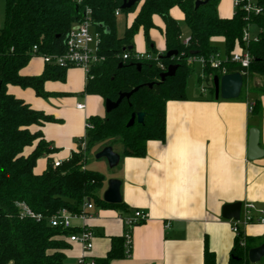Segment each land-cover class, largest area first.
I'll list each match as a JSON object with an SVG mask.
<instances>
[{"label":"trees","instance_id":"trees-1","mask_svg":"<svg viewBox=\"0 0 264 264\" xmlns=\"http://www.w3.org/2000/svg\"><path fill=\"white\" fill-rule=\"evenodd\" d=\"M195 1L137 0L130 9L121 10L122 0H81L80 4L73 0H4V19L0 27V264H66L65 251L69 245L65 239L76 233V229L51 227L48 220L52 216L63 209L79 213L87 200L97 207L123 208L122 202L108 205L99 198L97 194L104 178L85 168L86 155L96 145L102 144L103 148L119 144L122 155L143 157L148 142H164L166 103L186 98V85L192 74L186 59L190 56L208 58L218 53L229 56L238 51L243 46L241 36L247 23L264 31V0H253L263 12L249 19H245L246 14L240 9H234L231 18L223 19L217 14L218 0H207L197 8ZM173 8L181 11L189 30L186 46L181 40L179 25L169 14ZM85 9L91 11V21L100 35L98 54L103 62L90 70L92 79L87 81L83 92L98 96L103 102H114L120 93H128L136 87L139 90L103 118L89 117L87 123L92 128L86 129L84 150L73 152L68 160L53 168L49 156L57 150L39 130L32 132L30 128L55 120L9 94L7 86L29 88L37 97L45 99L48 96L44 91L45 82H63L67 69L54 65L45 64L37 77L22 76L20 71L33 57L62 54L66 34L81 19ZM134 12L133 21L118 37L117 15ZM154 17L163 23L159 30L164 37L165 52L158 55L149 38L150 30L157 29ZM104 29H108V33L104 34ZM139 30L149 48L147 54L157 55L158 61L133 58V38ZM263 37L264 34H260L257 41H251L247 47L252 57L248 80L258 76L264 81ZM217 38L222 39V48L214 44ZM168 51H176L177 55L165 58ZM124 54L129 58L123 60ZM135 64L141 65L139 71ZM169 66L176 67L173 76L160 83V74ZM225 68L227 74L240 71L233 64H226ZM203 74L205 80L221 77L220 71L208 67L203 69ZM244 83L246 86V78ZM149 84H152L150 88ZM250 90L258 91L252 87L245 92L248 94ZM210 92L213 94L214 89ZM259 106V101H255L251 114L256 113ZM137 113L145 114L143 122L127 127L131 115ZM26 148H32L27 155L24 154ZM42 157L47 158L46 167L41 174H35L37 160ZM22 207L40 215L41 219L23 216ZM258 243L240 231L235 235L227 264H250L247 253ZM123 258H126L123 240L113 238L105 257L93 260L94 264H109ZM203 264H215V257L206 244Z\"/></svg>","mask_w":264,"mask_h":264},{"label":"crops","instance_id":"crops-1","mask_svg":"<svg viewBox=\"0 0 264 264\" xmlns=\"http://www.w3.org/2000/svg\"><path fill=\"white\" fill-rule=\"evenodd\" d=\"M218 1V16L231 18L233 0ZM135 14L126 17L123 33ZM169 14L179 27L185 24L184 16L177 8L171 9ZM153 22L157 29L150 30L149 38L158 55L165 52L164 37L159 30L163 23L158 17H154ZM188 39L189 30L186 38L181 37L182 41ZM213 42L222 48V39ZM133 49L138 54L148 52L142 30L133 38ZM44 67L40 57H33L21 69L20 75L37 77ZM86 83L81 69L68 68L63 82L44 83L48 95L45 99L37 97L29 88L7 86L9 94L55 120L39 128H30L32 132L39 130L57 150L49 156L51 159L68 160L77 151L74 142L85 136L87 119L103 118L106 114L101 98L83 92ZM251 85L258 91L250 90L244 98L239 95L234 100L215 99L214 93L207 89L196 97L185 95L183 101H169L165 106L164 142H148L143 157L115 152L120 161L117 175L111 179L121 182L123 208L94 206L90 218L84 222H71L76 231L84 227L94 233L93 246L86 257L104 258L111 239L122 238L123 219L135 211H142L147 220L133 230L130 257L115 259L109 264H203L205 244L213 253L215 264L228 263L235 235L231 223L221 218L222 207L250 203L264 211V155L255 161L246 158L251 128L258 130V146L264 151V86L254 82ZM257 100L259 110L251 114L249 107ZM78 104H84L85 109H77ZM31 150L26 148L24 154ZM46 159L37 160L35 174L44 171ZM105 189L104 181L100 192ZM240 231L243 236L258 240V245L264 240L262 224L240 226ZM67 243L66 264H75L82 255L81 247ZM257 264H264V258Z\"/></svg>","mask_w":264,"mask_h":264},{"label":"built area","instance_id":"built-area-1","mask_svg":"<svg viewBox=\"0 0 264 264\" xmlns=\"http://www.w3.org/2000/svg\"><path fill=\"white\" fill-rule=\"evenodd\" d=\"M77 4H80L81 0H73ZM234 9H240L246 14L245 19H249L251 16H260L262 14V8L257 6L253 0H233ZM117 14V13H116ZM91 11L89 9H85L83 12V16L81 19L68 31L65 37L64 42V52L60 55H52V56H40L45 64L54 65L59 68L68 69V68H79L84 74L86 80L92 79V75L90 74V70L100 65L103 62V57L98 54V48L100 44V35L95 30L94 24L90 18ZM249 23L245 26L242 31L241 42L243 44L242 48L238 51L231 53L229 56H225L222 54H215L208 58L200 57V56H190L186 59V63L190 66L193 64H199L201 66V76L199 78L202 81H207L209 83L212 82V79H207L204 77L203 69L208 67L212 70L220 71L221 76L227 74L225 65L233 64L239 67V73L242 76V79L246 78V86L245 83L242 84V89L244 91L247 89L248 84V68L251 64L252 57L249 54L247 47L250 44L251 40L249 38ZM262 34V29H259V35ZM258 37L253 40L257 41ZM189 40V39H188ZM188 40L183 41V45L188 44ZM33 52L36 51L34 47L32 49ZM129 58L128 54L122 55V59L126 60ZM133 58L136 61H158L157 55H148L146 54H138L135 53ZM161 67L160 64H158ZM241 89V91H242ZM201 93H205L206 90L204 87L200 90ZM247 92V90H246ZM245 92V93H246ZM247 94V93H246ZM79 110H84V104H78L76 106ZM249 111H251V106L249 107ZM91 125L86 123V129H91ZM85 137L78 143L77 150H84L85 148ZM61 165V161L52 159L53 168H57ZM94 205L89 201H85L81 206V210L79 213H69L65 209L60 210L52 216L48 222L51 227H59L63 230H71L73 229L71 222L73 220H80L84 222L86 219L91 217V212L93 211ZM23 216L32 218L34 220H40V215H35L31 213L27 208L22 207ZM257 217H256V216ZM264 211L262 209L256 208L253 204L245 203L241 206V211L239 215V219L237 221L230 220L231 223V231L234 235H238L240 232V226H246L252 223H259L264 225ZM147 220V215L142 211H135L132 216L123 219V250L126 258L130 257L131 249H132V233L136 226L145 222ZM168 225L165 226L167 228ZM94 238V233L88 229L82 227L76 233L70 234L67 237V241L69 243H76L80 245L82 255L76 260L75 264H94V260L86 257V253L92 249V241Z\"/></svg>","mask_w":264,"mask_h":264},{"label":"water","instance_id":"water-1","mask_svg":"<svg viewBox=\"0 0 264 264\" xmlns=\"http://www.w3.org/2000/svg\"><path fill=\"white\" fill-rule=\"evenodd\" d=\"M207 0H196L195 8L205 4ZM137 3V0H122L121 10H127L133 7ZM102 28V26H99ZM108 33V29H104V34ZM264 41V37H263ZM177 55L176 51H168L165 54V58H171ZM135 68L139 71L141 68L140 64H135ZM176 70L175 66H169L167 70L160 74V83L163 82L166 78L173 76ZM243 84L242 76L239 72L230 73L222 75L221 77H213L212 85L214 89V98L222 100H234L237 99L241 93ZM149 88L152 84L147 85ZM139 90V87L132 89L128 93H120L116 101L106 100L104 102L105 113H109L112 110L116 109L123 99L128 100L134 93ZM145 114L137 113L132 114L130 120L127 123V127H130L137 122L141 124L143 122ZM259 132L255 128L249 129L248 132V143H247V153L246 158L248 161H255L263 157L264 151L259 148ZM95 159H104L109 168H115L118 166L120 161V156L113 151L109 146L104 147L96 155ZM120 186L121 182L117 179H110L106 183V189L102 193V201L108 205H118L122 202L120 195ZM241 203H234L225 205L221 210V218L230 221H237L239 219L241 211ZM262 258H264V240L263 242L250 249L247 253V260L250 264H257Z\"/></svg>","mask_w":264,"mask_h":264},{"label":"rangeland","instance_id":"rangeland-1","mask_svg":"<svg viewBox=\"0 0 264 264\" xmlns=\"http://www.w3.org/2000/svg\"><path fill=\"white\" fill-rule=\"evenodd\" d=\"M2 1V5L0 6V27H2L3 25V0ZM219 4V1H218ZM129 15V14H128ZM127 15V16H128ZM125 14H120L119 17H116V32L118 37L122 36L123 33V25H124V21L127 17ZM180 30H181V37L186 38L187 34H188V30L187 27L185 26V24L180 25ZM156 33V32H155ZM157 34V33H156ZM262 34H264V31L262 30ZM158 35V34H157ZM259 36V28L258 26L251 24L250 28H249V38L251 41L255 40L257 37ZM144 41L141 40V43ZM141 54H146L141 53ZM192 69V74L191 77L188 79L187 81V85H186V95L188 96H199L201 94L200 90L202 87L205 88V90L210 89L212 91L213 85L212 82L209 83L207 81H198L199 80V76H201L202 70H201V66L199 64H193L191 66ZM254 82L255 84L262 86L263 87V78L258 77V76H254L253 79L251 80V82H249L248 88L250 89L253 85H251V83ZM203 94V93H202ZM241 97H245V91L244 88L241 91ZM106 144H111V142H106ZM74 146H75V150L78 149V142H74ZM102 144L96 145L89 154L86 155V162H85V168L89 171L95 172L100 174L105 181V184L107 183L108 180H110L112 177H115L116 174V170L118 169V167L115 168H109L107 162L104 159H95V155L102 150ZM111 148L113 149L114 152H118L119 154L122 155V147L119 144H115L112 145ZM40 163H43V161L40 160ZM99 196V198L102 197V192H98L97 194Z\"/></svg>","mask_w":264,"mask_h":264}]
</instances>
